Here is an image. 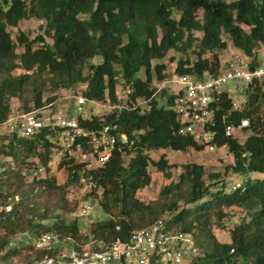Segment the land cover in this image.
Returning a JSON list of instances; mask_svg holds the SVG:
<instances>
[{"label": "trees", "instance_id": "16d2710c", "mask_svg": "<svg viewBox=\"0 0 264 264\" xmlns=\"http://www.w3.org/2000/svg\"><path fill=\"white\" fill-rule=\"evenodd\" d=\"M24 20L40 22L43 33L30 38L18 31L13 39L9 28H18ZM223 36L250 59L251 69L264 65H259L257 53L264 45V0H0V126L13 113V100L22 113H28L54 104L59 91H71L81 84L85 88L80 95L85 98L118 105L116 86L121 78L131 89L130 101L151 99L147 112L124 107L102 117L78 119L88 129L115 126L117 132L134 139L133 148L126 152L134 155L127 163L117 152L94 171H86L77 161H62L59 168L66 171L67 179L60 186L32 177L48 191H63L87 180L103 216L92 215L94 219L82 227V219L69 218L73 208L62 195L56 209L67 210L66 215H55L43 226L34 208L26 209L25 191L18 204L10 205L13 194L1 182L0 251L16 241L5 255L14 258L30 244L28 230L35 234L52 231L81 245L89 239L110 244L127 241L132 232L164 219L167 230L189 234L199 249L190 264H264V92L256 82L245 89L247 105L241 112L230 113V101L223 97L217 113L215 142L232 157L223 175L242 177L239 187L228 189L223 175L206 176L205 166L196 162L183 163L174 180L175 165L164 155L156 161L147 155L160 150L203 151L191 136L178 133L176 114L170 108L173 97L167 90L161 91L166 104L159 105L154 99L152 82L163 80L165 65L152 62L175 52L185 55L178 59L175 75L215 74L221 66L218 52L227 48ZM19 48L23 51L18 52ZM95 58L100 62L94 65ZM16 70L22 73L15 74ZM142 70L144 79L139 76ZM243 120L248 121L243 142L224 134L226 126L237 127ZM50 135L43 130L31 139L16 133L1 137L0 156L31 164V174L39 166L47 172L53 147ZM150 165L170 181L161 186L155 199L145 202L137 193L152 182ZM250 174L261 177L252 180ZM230 208L240 209L244 216L227 229L230 242L223 243L214 229H224L225 210ZM44 215L52 218L48 212ZM18 236L23 237L21 242ZM55 253L37 250L34 259ZM6 257H0L4 264ZM148 264L162 263L152 257Z\"/></svg>", "mask_w": 264, "mask_h": 264}, {"label": "built area", "instance_id": "2783aa9c", "mask_svg": "<svg viewBox=\"0 0 264 264\" xmlns=\"http://www.w3.org/2000/svg\"><path fill=\"white\" fill-rule=\"evenodd\" d=\"M224 64L215 74H173L172 77L161 80L155 89L162 91L165 88L168 95L173 97L170 108L176 114L178 133L191 136L209 153L220 149L215 142V136L217 113L222 98L230 101V113L241 112L247 105L246 95L240 94L243 89L256 82L264 92V65L251 69L250 59L239 51ZM119 82L124 84L121 78ZM125 89L126 100L121 106L78 95L72 97L70 105L66 107L68 109L50 104L28 113L11 115L3 126L9 132L28 139L43 130L51 132L53 159L47 165L49 168L53 165L57 168L62 161L73 160L82 163L86 171H94L104 167L114 152L126 156V152L133 148L135 140L125 133L117 132L115 126L88 129L81 126L78 119L89 118L87 114H92L90 109L99 112L101 108H106L111 113L114 109L137 107L141 113L149 111L151 99L140 97L130 101L131 89L126 84ZM224 120L225 116H222L223 123ZM247 126L248 121L243 120L237 127L226 126L224 134L234 137L236 131H241L247 137L243 131ZM32 173V177H38V174L46 173V169L39 166ZM239 186V183H233L232 187ZM92 215H95L94 206L84 203L76 218L89 219ZM30 239V245L35 250L56 253L53 256L33 259L28 264H148L152 257L162 264H190L200 254L189 234L167 230L164 219L132 232L127 241L117 240L110 244L89 239L81 245L52 231L40 232ZM22 240V236L17 237V242ZM15 245L16 241H12L6 248H13ZM0 264H4L1 259Z\"/></svg>", "mask_w": 264, "mask_h": 264}, {"label": "rangeland", "instance_id": "374dc122", "mask_svg": "<svg viewBox=\"0 0 264 264\" xmlns=\"http://www.w3.org/2000/svg\"><path fill=\"white\" fill-rule=\"evenodd\" d=\"M198 16L201 17V12L198 13ZM41 23L36 20H24L22 21L18 28H9V31L11 32L13 39H15V36L17 35L18 31H22L28 34L30 38L35 37L37 34H42L43 30L41 29ZM223 39L227 42V48L225 50L219 51L218 55L220 57L221 66H224L226 61L230 59V57L237 52L235 48L231 45V42L227 36H223ZM50 42V40H48ZM23 50L21 48L18 49V52H22ZM258 53V63L259 65L264 64V45H261L259 49L257 50ZM191 59L194 60V55L191 52H188L187 54ZM185 57L183 54H178L175 52H169L165 58L159 61H153L152 65L162 63L165 65V70L163 71L164 78H170L175 73L176 63L179 58ZM209 57V55H207ZM171 58L174 60L172 61ZM100 62L99 58H95L91 61L92 64H98ZM22 73L21 70H16L15 74ZM151 74L153 78L155 77V74L151 70ZM139 76L144 79L145 78V72L142 70L139 73ZM163 78V79H164ZM161 81L153 80L152 82V88L155 90L156 85L160 84ZM85 85L81 84L78 85L76 88H73L71 91H59L58 95L60 94V98L57 100V102L54 103L55 106H61V107H68L70 104L69 102L72 101L73 96H78L81 94V92L84 90ZM117 89V95L120 98V102L118 104L124 105L125 103V84L122 82H119L116 86ZM164 90H167L164 88ZM245 89L241 91L240 94H244ZM154 99L159 103V105L166 104L167 97L164 96L161 91H155L154 93ZM108 104V102H106ZM12 108L14 109L11 115H16L19 113H22L19 108V104L16 102V100H13L11 102ZM68 109V108H66ZM92 114H87V117H90L91 115H98L99 117L107 115L109 112L106 108H101L99 112H96L94 109H90ZM235 137L239 140V142H243L245 140V135L241 131H236L234 133ZM1 137L3 138H10L11 133L8 132V129L6 126H0V140ZM4 145L7 143V140L3 139ZM133 152L127 153L126 156H124V160L127 163L132 157ZM148 157L151 160H158L161 155H164L167 159V161L175 165V168L172 169V178L176 180L177 175L180 172V166L183 163L187 162H196V163H203L205 166L206 176L209 173H216L219 172L221 175L224 174V169L227 165H229L232 162L231 155L227 152V149L220 148L216 150L215 152L209 153L207 151L198 152L193 149L186 152H174L170 150H166L165 152L161 151H152L149 152ZM52 152H51V160ZM30 162H35V159H29ZM0 183H5L7 189L9 190L10 194H13V197L11 196L8 201L10 202V205L12 204H18L20 202V194L25 191V201L24 205H26V209H32L35 211V217L38 215L42 217L40 225L46 226L51 219L55 217V215H66V211H57V206L59 204V197L63 195L64 199L68 203V207L71 209L73 208V212L70 214L69 218L75 219L76 214L78 213V210L80 206L84 203H89L94 206V214L98 217H102L103 213L100 210L98 206V200H95L94 195L91 194V186L88 184L87 180L81 179L79 182H76L69 187L65 188L63 191H48L39 186L38 184H35L33 182V173H29V167H31L29 163H21V162H14L12 158L0 156ZM149 173L152 179L151 184L140 190L137 193V196L139 199L147 202L150 200H153L156 198L159 189L162 185L169 183L170 180H166L160 172H158L153 166H149ZM39 176L37 179H48L49 181H54L57 186L63 185L66 182L67 179V173L64 169H60L59 167H55L54 165L49 168V171H47L44 174H38ZM228 176V177H227ZM36 177V176H35ZM261 177V175L257 174H250V178L252 180L257 179ZM224 178V183L226 184V187L230 189L233 186V183H242L243 178L239 177L238 175H226L222 176ZM101 191L98 190V195L100 196ZM10 208H7L9 210ZM1 210V206H0ZM227 215L224 219V229L216 228L214 229V233L217 237V239L220 242L228 243L230 242V236L227 231V229L232 228L235 224L239 223L241 219L244 216V213L237 208H230L225 210ZM48 212L52 218L46 217L44 214ZM94 218H87L82 219L84 223L82 224V227H86ZM36 222H39L36 220ZM43 230V229H42ZM29 232L26 233L30 238L35 234L31 232V230H28ZM42 232H45L44 230ZM27 238V237H26ZM29 239V238H28ZM31 241V239H29ZM12 242V240L10 241ZM27 244V243H26ZM31 246L30 244L25 245V248H21L18 246V248H21L16 255H14V258L12 256L6 257L7 254V248L5 250L0 251L1 257H6L4 259V262L7 264H28L33 261L34 257L36 256L37 250L34 248H28ZM32 247V246H31Z\"/></svg>", "mask_w": 264, "mask_h": 264}, {"label": "crops", "instance_id": "0c3cea01", "mask_svg": "<svg viewBox=\"0 0 264 264\" xmlns=\"http://www.w3.org/2000/svg\"><path fill=\"white\" fill-rule=\"evenodd\" d=\"M225 149H227L226 147H224ZM161 152L163 151V152H165L166 150H160ZM190 151V150H189ZM202 152V151H201ZM201 164H203V163H201ZM204 165V164H203Z\"/></svg>", "mask_w": 264, "mask_h": 264}]
</instances>
